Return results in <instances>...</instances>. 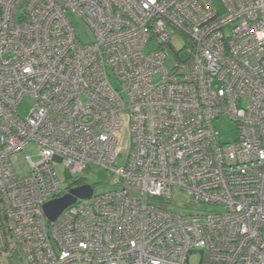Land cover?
I'll list each match as a JSON object with an SVG mask.
<instances>
[{"label":"built area","instance_id":"built-area-1","mask_svg":"<svg viewBox=\"0 0 264 264\" xmlns=\"http://www.w3.org/2000/svg\"><path fill=\"white\" fill-rule=\"evenodd\" d=\"M221 115L235 127L226 144ZM58 162L75 180L106 169L118 186L49 221L43 204L73 188ZM173 185L224 211H170ZM14 254L264 264V0H0V264Z\"/></svg>","mask_w":264,"mask_h":264},{"label":"rangeland","instance_id":"rangeland-1","mask_svg":"<svg viewBox=\"0 0 264 264\" xmlns=\"http://www.w3.org/2000/svg\"><path fill=\"white\" fill-rule=\"evenodd\" d=\"M71 22L76 36L81 43H89L92 40V33L83 24L82 20L73 14L67 15ZM176 49L180 48L184 44V40L178 38L172 41ZM172 63L171 60H169ZM109 81L113 87H118L117 80L113 77H109ZM32 101L29 98H24L19 107V113L26 116L31 108ZM213 127L217 132V139L220 143H229L235 138V127L230 123L227 116L221 115L213 121ZM126 142V141H125ZM126 145V143L124 144ZM24 153L31 156L32 159L38 160V146L29 145L25 148ZM23 155V153H22ZM57 176L60 180L61 186L63 187H76L80 184L75 182L74 177H70L66 172L63 164L60 162L54 165ZM82 180L86 185L92 187V195H98L110 190H113L118 186L116 176L110 171L89 165L88 168L81 174ZM159 204L165 201L156 200ZM190 197L186 191L182 190L179 186L173 185L171 187V197L165 202L168 205L170 211L181 214L189 212H201L202 214H214L221 213L224 211V207L221 205H192L189 203ZM199 255L192 256L190 258L191 264H196ZM1 264H27L23 258L21 261L18 260V256L14 254L13 259L9 258L2 261Z\"/></svg>","mask_w":264,"mask_h":264},{"label":"water","instance_id":"water-1","mask_svg":"<svg viewBox=\"0 0 264 264\" xmlns=\"http://www.w3.org/2000/svg\"><path fill=\"white\" fill-rule=\"evenodd\" d=\"M92 195L90 185H80L68 190L64 195L43 204V212L49 221H53L67 206L79 199H87Z\"/></svg>","mask_w":264,"mask_h":264},{"label":"trees","instance_id":"trees-1","mask_svg":"<svg viewBox=\"0 0 264 264\" xmlns=\"http://www.w3.org/2000/svg\"><path fill=\"white\" fill-rule=\"evenodd\" d=\"M75 182H76L77 184H80V185L85 184V183L83 182L82 178H78L77 180H75Z\"/></svg>","mask_w":264,"mask_h":264}]
</instances>
